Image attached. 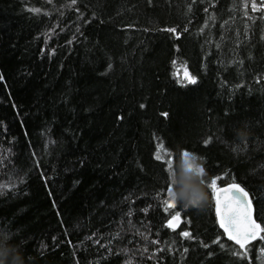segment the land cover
Here are the masks:
<instances>
[{
	"label": "trees",
	"instance_id": "trees-1",
	"mask_svg": "<svg viewBox=\"0 0 264 264\" xmlns=\"http://www.w3.org/2000/svg\"><path fill=\"white\" fill-rule=\"evenodd\" d=\"M252 2L0 0V228L26 264H264V240L235 254L207 186L242 184L264 227V4ZM173 61L197 83L178 84ZM158 145L203 157V209L164 211Z\"/></svg>",
	"mask_w": 264,
	"mask_h": 264
},
{
	"label": "snow or ice",
	"instance_id": "snow-or-ice-1",
	"mask_svg": "<svg viewBox=\"0 0 264 264\" xmlns=\"http://www.w3.org/2000/svg\"><path fill=\"white\" fill-rule=\"evenodd\" d=\"M77 0H71V5H75ZM261 3L264 4V0H261ZM247 6V5H246ZM252 11L258 10V5L253 0L251 4ZM190 10V9H189ZM32 11H39L33 9ZM207 11V10H206ZM247 15V13H245ZM251 18V17H250ZM214 19V17H211ZM168 31L175 32V29H168ZM173 64H176V61H173ZM111 67V65H109ZM184 68V80H177L178 84L184 86V81L187 84H196L197 79L195 76H191L187 70V67L182 65ZM175 75V73H174ZM143 107V105H141ZM163 115H167L166 113ZM207 144L208 141H205ZM185 158L188 157V152L184 151L182 153ZM155 159L158 161H163L166 165V172L171 173L174 168L175 157L171 152L164 153L163 146L158 145L157 152L155 154ZM2 162V159H0ZM198 171L201 175V178L205 175V170L203 167H199ZM220 178H213L207 186L212 190L213 199L215 201V212L219 222L220 227L224 230V233L227 234L229 240L234 241L235 245L239 246V249H243V252L239 250L235 253L238 256H246L248 252V247L252 241L257 239L264 240V227L256 222L253 219L252 215V203L248 198L249 194L242 188L239 184L233 182L229 184L227 187L220 188L217 186V180ZM203 180V179H202ZM204 182V181H203ZM6 187L4 185H0V189ZM167 196L168 199L162 200V204L164 205V211L167 212L170 209H174L177 206V203L174 202L171 196V185L168 183L167 187ZM159 194L157 195V199H159ZM147 211V210H145ZM180 223V212L177 211L175 215L171 216V218L167 221V227L175 230ZM182 236L186 238H191L189 232L181 233ZM214 241L213 243H218ZM208 247L207 245H204ZM221 247H224L221 244ZM187 249H185V252ZM261 254L264 255V248L261 249ZM130 264V262H128Z\"/></svg>",
	"mask_w": 264,
	"mask_h": 264
},
{
	"label": "clouds",
	"instance_id": "clouds-1",
	"mask_svg": "<svg viewBox=\"0 0 264 264\" xmlns=\"http://www.w3.org/2000/svg\"><path fill=\"white\" fill-rule=\"evenodd\" d=\"M234 131L241 139L247 135L244 128ZM184 151L189 154L187 158L182 154ZM184 151L175 160L173 171L167 174L168 183L171 185L170 198L184 208L200 210L208 202V194L198 171L199 167H203V157L188 150ZM15 234V230L0 228V264H26L22 245L12 243Z\"/></svg>",
	"mask_w": 264,
	"mask_h": 264
},
{
	"label": "water",
	"instance_id": "water-1",
	"mask_svg": "<svg viewBox=\"0 0 264 264\" xmlns=\"http://www.w3.org/2000/svg\"><path fill=\"white\" fill-rule=\"evenodd\" d=\"M233 182H235V181H231V182H227V183H223V184H221V185H218V187H220V188H224V187H227L229 184H231V183H233ZM235 183H237V184H239L242 188H244V190L249 194V192L247 191V189L242 185V184H240L239 182H235ZM250 200H251V203H252V199H251V197H250V194H249V197H248ZM214 204H215V201H214ZM252 215H253V219L254 220H256V222L258 223V224H260V222L255 218V216H254V208H253V203H252ZM215 217H216V220H217V224H218V227H219V229L221 230V232L223 233V235H224V237L227 239V240H229L228 239V237H227V234H225L224 233V230L220 227V225H219V222H218V219H217V216H216V212H215ZM171 218V217H170ZM169 218V219H170ZM168 219V220H169ZM180 221H181V216H180ZM261 225V224H260ZM230 242H232V243H234V241H231V240H229ZM235 244V243H234Z\"/></svg>",
	"mask_w": 264,
	"mask_h": 264
},
{
	"label": "rangeland",
	"instance_id": "rangeland-1",
	"mask_svg": "<svg viewBox=\"0 0 264 264\" xmlns=\"http://www.w3.org/2000/svg\"><path fill=\"white\" fill-rule=\"evenodd\" d=\"M182 63H178L174 67V73L177 76L179 80H184V68L182 67ZM185 66V65H184ZM175 215V213H172L171 216ZM170 216V217H171Z\"/></svg>",
	"mask_w": 264,
	"mask_h": 264
}]
</instances>
